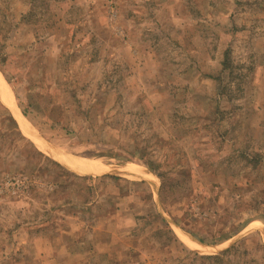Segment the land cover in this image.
Returning <instances> with one entry per match:
<instances>
[{
    "label": "rangeland",
    "instance_id": "374dc122",
    "mask_svg": "<svg viewBox=\"0 0 264 264\" xmlns=\"http://www.w3.org/2000/svg\"><path fill=\"white\" fill-rule=\"evenodd\" d=\"M0 66L27 125L44 142L109 164L114 173L141 172L153 180L139 169L150 160L170 177L169 203L180 195L174 190L191 183L175 177L172 166L216 174L208 204L222 210L211 230L242 226L247 238L216 260L185 264H264V248L257 246L264 241V0H0ZM70 69L88 82L87 94L105 90L115 105L104 131L107 113L94 110V128L79 132L88 141L82 146L76 134L52 132L23 104L27 99L43 107L44 99L34 100L43 85ZM23 145L17 153L27 160V139ZM22 168L0 182V202L7 204L0 229L8 235L23 218L16 205L45 216L49 204L91 197L84 180L69 184L27 175L32 165ZM6 178L26 184L6 187Z\"/></svg>",
    "mask_w": 264,
    "mask_h": 264
},
{
    "label": "crops",
    "instance_id": "0c3cea01",
    "mask_svg": "<svg viewBox=\"0 0 264 264\" xmlns=\"http://www.w3.org/2000/svg\"><path fill=\"white\" fill-rule=\"evenodd\" d=\"M71 73L72 79L75 73L73 70ZM4 74L0 69V77L13 95L16 108L6 104L0 92V182L8 174L23 173L25 170L22 167L32 165V170L26 169L27 175L31 173L39 176L48 168L51 171L46 174L48 179L56 181L57 177H61L67 179L69 184L72 179L84 180L91 197L78 204L66 201L49 204L48 210L39 208V211L47 212L45 216L37 214L35 208L16 205L19 207V210L15 209L16 214L19 213L23 218L18 221L17 229L11 235L0 229V264H185L193 258L216 260L247 238L246 235L243 237L242 226H225L219 228V233L211 230L216 225L212 221L217 220L222 210L220 206L208 204V194H215L212 186L216 174L207 173L202 167L199 169L202 168L204 173L197 172L193 167L184 169L178 165L172 166L175 177H189L191 183L186 192L174 190L180 195L170 203L165 202L166 196L172 192L165 185L163 177L159 176L162 172L152 171L149 166L147 169L139 168L149 173L153 180L137 177L132 172L114 173L109 164L72 156L38 139L33 135H38L33 126H30L31 134L25 127L27 122L19 106L17 92L11 88ZM56 78L53 84L61 81L60 77ZM39 81L44 82V78ZM80 81L82 89L76 95L84 107L77 110L73 104L70 107L73 110L67 111L72 116L67 122L68 130L76 134L78 146L88 144L79 132L94 128L89 126L91 123L85 116V108H94L89 110L91 115L97 108L102 107L106 111L102 122L105 126L100 127V131H104L109 129L106 123L111 121L108 109L113 110L115 107L113 103L110 106L105 90L98 95H89L85 92L88 82ZM63 97L66 98L65 95ZM107 105L110 107L106 109ZM83 115L85 119H81L85 121V126L75 119ZM49 129L63 133L66 137L71 136L57 127L50 126ZM25 139L27 146L39 153L33 156V161L25 160L22 154L17 153L18 148L23 149ZM94 163L102 170L96 169L92 165ZM77 169L86 171V174ZM90 170L92 172L88 173ZM163 176L165 180L170 178L166 174ZM229 189L238 191L235 187ZM222 191L221 188L220 193ZM240 191L243 193L242 186ZM6 206V203L0 202V222L4 220ZM31 207H34L33 204ZM27 212H31L32 218H24ZM249 228L252 229L253 225ZM183 238L194 242L201 250L190 248ZM262 243L263 240L260 241Z\"/></svg>",
    "mask_w": 264,
    "mask_h": 264
},
{
    "label": "trees",
    "instance_id": "16d2710c",
    "mask_svg": "<svg viewBox=\"0 0 264 264\" xmlns=\"http://www.w3.org/2000/svg\"><path fill=\"white\" fill-rule=\"evenodd\" d=\"M5 59L1 58V63L4 64L5 63ZM1 67V66H0ZM2 71L5 73L4 69L1 68ZM71 74V75H70ZM72 73H71V69L69 70V72H66L64 77L61 78L60 82H56L55 84L48 86L47 88V84L43 85V87H45L46 90L43 89V91L40 92V94H38L37 97H35L34 100L36 99H44L45 100V104L42 107L40 103H38V101H31V100H24L23 104L25 105V108H27L28 110H34L36 111L38 114H40L43 118H45L49 123L50 126L52 127H57L58 130H64L69 132V134L73 133L70 132L69 129V125H67V122H69L70 118L72 117L71 115L69 116L67 114V111H70L71 109L73 110V108H70L71 105L74 104V107H77V110H81V108L83 109V105L82 102L79 100V98H77V92L82 89V83L81 81L75 77V75L73 76L74 78L71 79ZM84 87L85 84L83 85ZM52 87L55 88V92H53L54 90H51ZM83 87V89H85ZM51 91V93H50ZM48 92L47 95H43V93ZM55 96H52V95ZM57 94V96H56ZM63 95L66 96V98L63 97ZM58 100H60L58 102ZM42 107V108H41ZM91 107H89V109H86L85 112L86 113V117L87 120L89 121V123H91L89 126H95L94 121L92 120V115H91V111L94 109L92 107V110L90 109ZM91 110V111H89ZM89 111V112H88ZM24 113V112H23ZM82 114V113H81ZM24 115H26L24 113ZM85 116H79V119L83 118L85 119ZM77 120V118H75ZM67 125V126H66ZM80 128V127H79ZM39 155V153L35 152L34 150H30L29 154L27 155V160H32V158H34L36 155ZM34 156V157H33ZM146 164L150 167V169L152 171L158 172L157 169H159V167H155V164L148 160L146 161ZM44 173L41 172V175L50 173L51 171L48 170H44ZM160 173V172H159ZM161 175H159L161 178L163 177V181H165L166 184V180L164 178V174L160 173ZM186 181H191L189 179V177H185ZM189 189V187H186L183 189V192H186ZM171 233V232H170ZM259 247L264 248V245H260L258 244Z\"/></svg>",
    "mask_w": 264,
    "mask_h": 264
},
{
    "label": "bare ground",
    "instance_id": "6f19581e",
    "mask_svg": "<svg viewBox=\"0 0 264 264\" xmlns=\"http://www.w3.org/2000/svg\"><path fill=\"white\" fill-rule=\"evenodd\" d=\"M7 88V86H6V83H4V81H3V79L0 77V92H1V95H2V98H3V100H4V102L6 103V104H8V105H11L12 107H14V108H16L15 107V104H14V99H13V95L11 94V93H9V91H8V89H6ZM19 111V110H18ZM20 114V113H19ZM19 114H18V116H19ZM19 122H20V120H19ZM22 122V121H21ZM25 132V131H24ZM54 151V150H53ZM55 153V152H54ZM62 161V160H61ZM63 162V161H62ZM82 163V162H81ZM69 166H70V163H67ZM93 166H95V168L96 169H98V170H100L101 169V167H99L98 165H97V163H94V164H92ZM84 167V166H83ZM130 166L128 165L127 167H122V168H129ZM79 168H81V167H79ZM96 169H94L93 171H95ZM78 170V169H77ZM102 170V169H101ZM79 172H81L82 174H86L85 172L86 171H80V170H78ZM104 171V170H103ZM92 171L90 170V171H88V173H91ZM97 172V171H96ZM126 172H128V173H130V172H132L131 174L132 175H135V176H137V177H145V175L143 174V173H141V172H134V171H126ZM254 225V224H253ZM186 241H187V246H189L190 248H192V249H195L196 248V245L195 244H193L192 242H190L189 240H187V239H185Z\"/></svg>",
    "mask_w": 264,
    "mask_h": 264
},
{
    "label": "built area",
    "instance_id": "2783aa9c",
    "mask_svg": "<svg viewBox=\"0 0 264 264\" xmlns=\"http://www.w3.org/2000/svg\"><path fill=\"white\" fill-rule=\"evenodd\" d=\"M26 184L25 180L21 178H6L4 185L6 187H13L16 189H21Z\"/></svg>",
    "mask_w": 264,
    "mask_h": 264
},
{
    "label": "water",
    "instance_id": "95a60500",
    "mask_svg": "<svg viewBox=\"0 0 264 264\" xmlns=\"http://www.w3.org/2000/svg\"><path fill=\"white\" fill-rule=\"evenodd\" d=\"M25 127L27 128V130L29 131V132H31V130H30V125L28 126L27 125V123L25 124ZM31 134H33L32 132H31ZM35 137H37L38 139H40L41 140V138L38 136V135H35V134H33Z\"/></svg>",
    "mask_w": 264,
    "mask_h": 264
}]
</instances>
